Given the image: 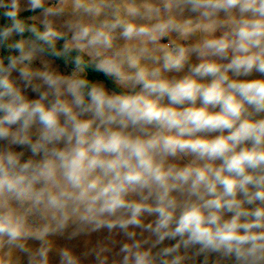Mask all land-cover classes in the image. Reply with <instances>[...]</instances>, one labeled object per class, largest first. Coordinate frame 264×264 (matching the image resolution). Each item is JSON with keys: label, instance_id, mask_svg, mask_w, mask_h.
I'll return each mask as SVG.
<instances>
[{"label": "clouds", "instance_id": "clouds-1", "mask_svg": "<svg viewBox=\"0 0 264 264\" xmlns=\"http://www.w3.org/2000/svg\"><path fill=\"white\" fill-rule=\"evenodd\" d=\"M28 3L43 29L20 0L0 24V247L48 264L47 238L74 224L122 232L121 264H184L181 249L264 264V0H73L93 17L113 11L77 25L72 43L47 20L62 7ZM117 30L130 46L109 54ZM38 55L73 71L33 68ZM29 214L46 222L33 228ZM60 264L78 260L65 249Z\"/></svg>", "mask_w": 264, "mask_h": 264}, {"label": "rangeland", "instance_id": "rangeland-1", "mask_svg": "<svg viewBox=\"0 0 264 264\" xmlns=\"http://www.w3.org/2000/svg\"><path fill=\"white\" fill-rule=\"evenodd\" d=\"M11 5V0H8ZM120 2V0H116ZM0 4L3 5L2 0ZM45 6L53 7H62L63 12L56 16H49L47 18L51 26L69 43H72L71 36L75 31L77 25L80 24H99L105 18H111L113 9L106 8L103 15L100 17H93L89 14L83 12V10H77L73 7V0H45ZM3 7V6H2ZM12 7V5H11ZM30 10L28 0H20V13ZM30 20L37 22L42 27H44L45 17L39 13H35ZM138 23L143 22L137 20ZM201 37L200 33H196L195 36L191 37L188 41L189 43H194L199 40ZM175 39V36L172 37ZM18 37L13 36L12 40L15 41ZM59 41V40H58ZM63 44L65 40H62ZM163 43H169V38H165ZM126 46H130L129 42H126L119 35V30L114 34L113 49L109 50V54L112 51L122 49ZM1 53V50H0ZM87 55V52H85ZM88 56V55H87ZM192 62H198L196 57H192ZM151 63V61H148ZM31 66L33 68L39 69H48L53 71H59L62 73H71L73 70L68 69L66 66H59L55 62L53 63L52 59L46 57L45 55H38L32 62ZM125 72H131L133 69H130L125 65ZM13 78L17 79V74L13 73ZM97 82L102 83L103 86H106L104 82L98 80ZM20 87H23L22 82L18 81ZM117 84V83H116ZM122 90H129V87L126 85L117 84ZM107 87V86H106ZM29 97L34 96V94L28 90L26 93ZM190 157H186L184 161L186 162ZM23 211V209H22ZM46 221L43 220L38 214H29L28 223L33 228L40 227ZM137 239L145 240L149 239L148 233H140V230L137 229ZM73 232H77V225L70 224L69 227L62 233H56L50 235L47 238L48 245L50 246L48 264H60V253L65 249H69L77 257L78 264H100V261H103V264H121L122 254L120 253V248L124 243H130L128 238L120 232L118 229L112 232H109L107 229H100L95 232L84 231L77 232L76 235H72ZM27 246L33 251L41 246V242L35 239H28L26 241ZM175 241L165 240L163 245H159L156 248H152L153 253H156L160 247L170 246L174 244ZM144 247L150 248L151 244H145ZM194 250H188L186 253L184 249H181V253L185 254L188 258L184 261V264H203L204 256L199 257L193 256ZM97 256L100 257V260H97ZM0 260L3 261V264H30V258L28 254L20 252L15 249H10L7 245L0 247ZM208 264H232L231 261L223 258L219 255L212 254L208 257Z\"/></svg>", "mask_w": 264, "mask_h": 264}, {"label": "trees", "instance_id": "trees-1", "mask_svg": "<svg viewBox=\"0 0 264 264\" xmlns=\"http://www.w3.org/2000/svg\"><path fill=\"white\" fill-rule=\"evenodd\" d=\"M2 2H3V7H0V24H6L9 21H8V18L6 17L5 13L8 12L11 9V5H10L8 0H2ZM37 12H32L31 10H28V11L20 13V15L25 20H27V22L29 24H34L37 27L43 29V27L40 24L30 20V18ZM25 35L27 36L29 34L25 33ZM56 46H57V48L62 47L63 46L62 40L57 41L56 42ZM9 54L10 53H9L7 47H5V48H3L1 50L0 58H6ZM81 54L85 56L86 60L89 59V57L85 53H81ZM73 55H75V53H73ZM45 56L48 57L47 55H45ZM48 58H50V57H48ZM5 63H7L6 59H5ZM55 63L58 64L59 66H66L68 69L73 70V67H72L71 63L70 62L66 63L65 60H63V59L55 60ZM87 74L95 81L100 80V81L104 82L105 85L111 90H114V91H125V90H122L116 84V82H114L112 77L106 76L103 73L96 71L94 67H89Z\"/></svg>", "mask_w": 264, "mask_h": 264}]
</instances>
